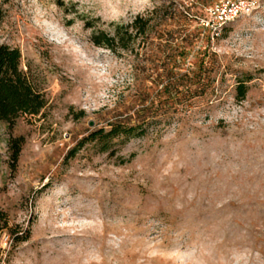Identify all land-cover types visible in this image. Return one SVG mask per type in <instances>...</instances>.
I'll return each mask as SVG.
<instances>
[{
    "label": "rangeland",
    "instance_id": "obj_1",
    "mask_svg": "<svg viewBox=\"0 0 264 264\" xmlns=\"http://www.w3.org/2000/svg\"><path fill=\"white\" fill-rule=\"evenodd\" d=\"M0 11V43L20 50L46 99L0 121V211L30 230L16 245L0 234V264H264V0H0ZM137 14L152 20L134 53L91 42ZM181 47L179 69L204 57L215 90L166 120L167 55ZM152 98L156 114L143 110ZM151 111L164 122L144 135L71 155L91 131Z\"/></svg>",
    "mask_w": 264,
    "mask_h": 264
},
{
    "label": "trees",
    "instance_id": "obj_2",
    "mask_svg": "<svg viewBox=\"0 0 264 264\" xmlns=\"http://www.w3.org/2000/svg\"><path fill=\"white\" fill-rule=\"evenodd\" d=\"M197 2V1H196ZM200 3V2H199ZM195 7L192 4L186 7L184 11L190 16V19L195 20L197 17L201 18V12L191 10ZM1 17V11H0ZM186 17V16H185ZM203 18V17H202ZM205 18V17H204ZM187 19V17H186ZM150 15L137 14L133 19L126 23L118 22L112 23L111 27L107 29H92L90 40L96 46H102L116 53H134L135 43L142 41L146 43L150 37L151 30ZM200 22V21H196ZM204 21L201 20V25ZM91 27V23H88ZM181 40L187 37H178ZM198 39L199 37H191ZM185 47H181L178 53L171 52L167 55V81L163 85V91L168 93L169 100H165L164 115L168 119H174L179 110V106L187 101H191L200 93H205L206 88L211 87L212 92L215 90L213 85L214 78H211V66L207 64L204 57L200 60L196 68L185 67L180 70L181 57L184 56ZM248 78H238L235 85V97L243 99L247 90ZM200 96V95H199ZM166 97V98H167ZM150 103L143 107L147 110H155L157 113L158 104L156 99H150ZM141 104H144L145 99L142 98ZM146 104V103H145ZM156 104V105H155ZM46 105V99L43 94L35 88L26 72L21 67V53L17 47H11L7 44L0 43V121L11 124L20 115H36ZM155 105V106H154ZM179 108V109H178ZM152 117L147 115L137 121H129L128 119H117L109 122L106 127H100L91 131L87 136L83 137L77 145L71 149V155L85 142H95L100 145L102 151H108L110 142L114 138L124 137L129 138L133 136H141L150 130L151 126L158 124L161 119L152 113ZM140 116V115H139ZM23 144L22 136L11 137L7 141L10 159L13 165L16 163ZM5 231L9 240L13 245H16L29 238L30 230L26 228L19 230L11 225L4 213L0 211V234ZM3 250L0 247V263L2 261Z\"/></svg>",
    "mask_w": 264,
    "mask_h": 264
},
{
    "label": "water",
    "instance_id": "obj_3",
    "mask_svg": "<svg viewBox=\"0 0 264 264\" xmlns=\"http://www.w3.org/2000/svg\"><path fill=\"white\" fill-rule=\"evenodd\" d=\"M92 123H90V125H91Z\"/></svg>",
    "mask_w": 264,
    "mask_h": 264
}]
</instances>
